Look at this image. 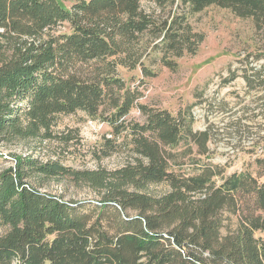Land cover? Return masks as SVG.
<instances>
[{
    "label": "trees",
    "instance_id": "1",
    "mask_svg": "<svg viewBox=\"0 0 264 264\" xmlns=\"http://www.w3.org/2000/svg\"><path fill=\"white\" fill-rule=\"evenodd\" d=\"M211 6L251 20L264 46V0H0V146L52 139L60 116L83 112L114 138L128 132L136 156L112 172H80L9 155L0 264H264V173L227 175L209 163V135L194 130L191 112L139 104L119 76L120 66L143 69L150 50L176 71L205 40L189 16ZM244 77L264 87V65ZM135 107L142 123L128 122ZM114 138L104 140L107 153ZM61 177L84 178L105 196L83 204L43 190ZM160 185L168 191L152 195Z\"/></svg>",
    "mask_w": 264,
    "mask_h": 264
},
{
    "label": "rangeland",
    "instance_id": "2",
    "mask_svg": "<svg viewBox=\"0 0 264 264\" xmlns=\"http://www.w3.org/2000/svg\"><path fill=\"white\" fill-rule=\"evenodd\" d=\"M189 18L193 29L202 33L205 40L196 54L177 61L176 71L163 66L160 54H149L150 50L144 54L143 69L120 66L119 76L140 95L139 104L167 109L173 114L191 112L194 130L209 135V163L226 169L227 175L249 171L259 177L264 173V87L250 89L244 75L252 76L264 65V57L255 61L257 56L264 55L262 32L255 30L251 20L237 18L229 10L215 6ZM58 30L69 32L70 27L63 24ZM143 121L144 115L135 107L128 122ZM111 132L106 123L83 112L60 116L52 139H15L2 144L0 171L13 165L9 155H32L43 163L60 159L65 166L80 172L121 169L136 156L124 141L128 132L117 138ZM106 138H114L109 153L104 146ZM260 180L264 181V176ZM44 185V191L73 203H98L106 193L84 178H55L46 180ZM150 191L158 196L167 192L168 187L153 186ZM230 224L235 227V219Z\"/></svg>",
    "mask_w": 264,
    "mask_h": 264
}]
</instances>
